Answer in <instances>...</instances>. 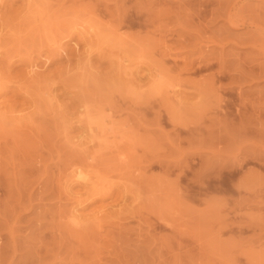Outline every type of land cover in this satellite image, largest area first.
<instances>
[{"label": "rangeland", "instance_id": "374dc122", "mask_svg": "<svg viewBox=\"0 0 264 264\" xmlns=\"http://www.w3.org/2000/svg\"><path fill=\"white\" fill-rule=\"evenodd\" d=\"M207 2L0 0V264H264V56Z\"/></svg>", "mask_w": 264, "mask_h": 264}, {"label": "bare ground", "instance_id": "6f19581e", "mask_svg": "<svg viewBox=\"0 0 264 264\" xmlns=\"http://www.w3.org/2000/svg\"><path fill=\"white\" fill-rule=\"evenodd\" d=\"M262 2V3H264V0H231V1H228V0H208V2H207V6L208 5H211V6H213V8H212V12H214V13H212L210 16H211V18H213V16L214 15H216L215 17H214V20H218V21H221L222 23H223V25L221 26V27H219L218 28V30L216 31V32H212L211 31V33H209V31L208 30H206V29H204L203 27H200L199 26V24H198V26H196V28H194L193 26H192V28H194L195 30H194V39H192L191 38V40L193 41H197L198 40V42H199V44H197V43H195V45H193V47H197V49L199 48V50L201 49L200 48V44H203L204 43V41L206 40V42L207 43H209V44H211L214 48H216V47H219V48H221V52H220V54L221 55H219V57H220V59L223 61V60H225L226 58H228L229 56L231 57V58H234V57H236L235 55H237V54H234L231 50H233V48H234V46H233V48L230 50V52H228V57H225L224 58V56L226 55H224V46H226V44H225V39L228 37V38H230V37H232V35H231V30H245L246 32H251V36H252V41L256 44L258 41H260V40H262V41H264V27H262V26H260L259 25V22H258V20H259V14H257V12L254 10V8H253V6H251V2ZM262 7V6H261ZM262 8H264V7H262ZM185 9V8H184ZM187 9V8H186ZM188 10V9H187ZM186 10V11H187ZM258 10H260V9H258ZM185 12V11H184ZM262 12H264V11H262ZM262 14H264V13H262ZM188 15V14H187ZM262 16H264V15H262ZM188 17V16H187ZM197 17V16H196ZM199 17V16H198ZM260 18H261V16H260ZM262 18H264V17H262ZM183 19H184V17H183ZM185 19H186V17H185ZM191 19V18H190ZM258 19V20H257ZM261 20V19H260ZM256 21H257V23H256ZM186 23H187V21H185ZM189 24V23H188ZM194 24V23H193ZM195 26V25H194ZM203 26H204V24H203ZM191 28V29H192ZM183 32V31H182ZM182 32H180V33H182ZM206 32H208L209 33V38H207V36L208 35H206L205 36V34H206ZM192 33V32H191ZM181 35V34H180ZM185 35V34H184ZM182 36V35H181ZM184 37H186V36H184ZM217 38H219L220 39V41H215V39H217ZM224 40V41H223ZM251 40V39H250ZM188 41H190V40H188ZM185 42V41H184ZM184 42H182V43H180L179 45H182L183 44V46H184ZM228 42V41H227ZM232 42V41H231ZM188 44V43H187ZM190 44V43H189ZM188 44V45H189ZM251 45V46H247V47H249L250 48V52H253V54L256 52V53H259L260 55H262V56H264V45H262V46H258V44L257 45ZM191 45V44H190ZM192 46V45H191ZM231 46V45H230ZM246 46V45H245ZM193 47H191V48H193ZM181 48H182V46H181ZM184 48V47H183ZM218 48V49H219ZM185 49V48H184ZM197 51V52H200V51ZM202 50V49H201ZM236 50V49H235ZM189 52V51H188ZM233 54H232V53ZM236 52V51H235ZM190 53V52H189ZM201 53V52H200ZM203 53V52H202ZM201 53V56H200V60H202V62H204L203 63V65H204V67L205 68H210L211 66V61L213 62V59L211 60L209 57H211V56H208V57H206L205 55H203ZM207 53V52H206ZM192 55H193V53H191ZM258 54V55H259ZM218 57V56H217ZM229 57V58H230ZM236 59V58H235ZM235 59H231V61H232V63L230 62V65H234L233 67H238V68H240V66H241V64H240V61H238V60H240V59H236L237 61L235 62ZM216 60L217 61H215V63H219L220 62V60H218L217 58H216ZM195 61V60H194ZM221 61V64L222 63H224V62H222ZM227 61V60H226ZM198 62V61H197ZM201 62V61H200ZM201 62V63H202ZM242 62V61H241ZM249 62V61H248ZM189 63V62H188ZM199 63V62H198ZM197 63V64H198ZM194 64V62H191V60H190V63L189 64H185V66H190V65H193ZM220 64V63H219ZM228 64H229V61H228ZM245 64L246 63H244L243 65L245 66ZM253 64H254V62H251L250 61V63L248 64V65H252V67H253ZM262 64H264V63H262ZM226 65V64H225ZM185 66H183V68L185 67ZM194 66V65H193ZM249 66V67H250ZM259 66V65H258ZM261 66V65H260ZM259 66V68L258 67H256L255 65H254V67L253 68H251L250 70H249V72L247 73V76L248 77H250L251 78V80L252 81H255V80H257L258 82L262 79V81H264V67H260ZM262 66H264V65H262ZM222 67V66H221ZM232 67V68H233ZM249 69V68H248ZM236 70H238V69H236ZM246 75V74H245ZM257 79H256V78ZM241 79H242V77H241ZM244 80V79H243ZM212 81V80H211ZM211 81H208V84H205L206 83V81H205V85L203 84V86H202V90H204V93H203V91L201 90V94H200V92H199V94H200V97L201 96H203V95H205L206 96V94L208 95V96H210L209 95V93H210V91H214V90H211V86H212V83H209V82H211ZM243 82V81H242ZM214 84V83H213ZM258 85V84H257ZM214 86V85H213ZM262 87H264V86H262ZM214 89V88H213ZM260 90V89H259ZM256 91V90H255ZM262 91V92H261ZM261 91H259L260 93V96H259V94H258V97L255 99L256 101H258V104L259 103H261L260 105H262V104H264V95H262V94H264V89H262L261 88ZM197 93H198V91H197ZM212 93V92H211ZM262 93V94H261ZM203 94V95H202ZM255 94V93H254ZM257 94V93H256ZM255 94V95H256ZM214 95H216V94H214ZM214 95L213 94H211V96H213L214 97ZM204 96V97H205ZM207 96V97H208ZM257 96V95H256ZM204 97H202V98H204ZM207 97H205V98H207ZM213 97H210L209 99H211V98H213ZM217 96H215L214 98H213V100L214 101H217L218 100V98H216ZM219 97V96H218ZM240 97V96H239ZM215 98L217 99V100H215ZM206 100V99H205ZM249 103V102H248ZM247 104V103H246ZM252 105H254V103H252L251 104V102H250V107L252 106ZM49 106V105H48ZM247 106H249V105H247ZM254 106H256V104L254 105ZM258 107H259V105H257ZM256 106V107H257ZM249 107V108H250ZM261 107V106H260ZM259 107V108H260ZM254 108V107H253ZM252 107H251V112H254V109H253ZM243 109H244V106H243ZM245 109H247V108H245ZM248 110V109H247ZM259 110V109H258ZM250 111V110H249ZM248 111V112H249ZM256 111H257V108H256ZM255 111V112H256ZM247 112V111H246ZM258 112H260V111H258ZM262 112V111H261ZM257 113V112H256ZM250 115H252L251 113H249ZM255 114V113H254ZM68 115V114H67ZM244 115H246V113L244 114ZM71 116V115H70ZM61 116H59V118H60ZM65 117V116H64ZM63 117V118H64ZM69 117V116H68ZM74 117V116H73ZM247 117V116H246ZM251 117H254V115H252V116H250V117H248V118H246V120H249L250 122L253 120V118L251 119ZM66 118V117H65ZM251 119V120H250ZM258 119V118H257ZM58 120V119H57ZM61 120H62V117H61ZM65 120V119H64ZM141 120V119H140ZM144 120V119H143ZM70 121V120H69ZM145 121V120H144ZM249 121H247L248 123L246 124V125H253V127H254V125L255 124H252V122L250 123ZM256 121H258V120H256ZM66 122H68V121H66ZM85 122V121H84ZM255 122V121H254ZM64 123V122H63ZM90 123V124H89ZM148 123V122H147ZM244 123V122H243ZM243 123H242V125H241V123H240V125H241V127L242 126H244L243 125ZM259 124V126L260 127H262V125H264V124H262L261 123V121H259L258 122ZM91 122L89 121V122H87V125H88V127H89V125L91 126ZM64 125V124H63ZM74 125V124H73ZM82 125V124H81ZM146 125V124H145ZM239 125V126H240ZM234 126H236V125H234ZM239 126H238V128H239ZM66 127V126H65ZM64 127V128H65ZM68 127V126H67ZM82 127V126H81ZM84 127H87V126H84ZM232 127H233V125H232ZM250 127V126H249ZM91 127H89V129L88 130H90L91 131ZM232 130H233V128H231ZM237 129V128H236ZM244 129V128H243ZM68 130V129H67ZM240 130H241V128H240ZM261 130H264V128H261ZM236 131V130H235ZM248 131V130H247ZM242 132V131H241ZM246 132V131H245ZM251 133V132H250ZM253 133V132H252ZM245 134V133H244ZM241 135V134H240ZM252 135V134H251ZM259 135V140H261L262 138H264V132H262V133H260V134H258ZM243 137H244V135H242ZM91 137V136H90ZM233 137V136H232ZM256 137V136H255ZM260 137H261V139H260ZM241 138V137H240ZM258 138V136L256 137V139ZM254 139V138H253ZM235 140V139H234ZM255 140V139H254ZM257 142V141H256ZM262 142V141H261ZM261 142H259V144L261 143ZM262 144V143H261ZM257 145V144H255V143H253V145H251V146H253L252 148H254L255 150H256V148L255 147H257V150L259 151V153L256 151L255 152V155L257 156V158L259 157L260 159H262V160H264V152H262L261 153V151H264V144H262V145ZM231 146H233V145H231ZM253 149V150H254ZM252 152V151H251ZM252 154H253V152H252ZM247 157V156H246ZM259 158L257 159V160H259ZM246 159V158H245ZM253 159V158H252ZM84 161V160H83ZM85 163V162H84ZM82 168V167H81ZM79 171H81V170H79ZM90 171V170H89ZM73 172V171H72ZM71 174V173H70ZM69 174V175H70ZM73 175L75 176V178L77 177V178H82V177H85L84 176V172L82 173V172H78L77 171V169H76V171L75 172H73ZM252 175V174H251ZM250 175V176H251ZM252 176H254V175H252ZM71 177V176H70ZM72 178V177H71ZM74 178V177H73ZM252 178H254V177H252ZM257 178V177H256ZM122 179V178H121ZM77 180V179H76ZM81 180V179H80ZM83 180V179H82ZM249 180V179H248ZM262 182H264V180H262V179H260ZM85 181H87V178H86V180ZM80 182H83V181H80ZM89 182V180L87 181V183ZM247 182H249V181H247ZM253 182V181H252ZM251 182V183H252ZM86 182H84V184H85ZM250 183V182H249ZM249 183H246V184H248L249 185ZM255 183V182H254ZM258 183V182H257ZM89 184V183H88ZM91 184V183H90ZM93 184V183H92ZM253 185V184H252ZM260 185H261V182H260ZM260 185H258V187L260 186ZM65 186V185H64ZM70 186V185H69ZM92 186V185H91ZM94 186V185H93ZM244 186H246L245 184H244ZM257 186V185H256ZM241 187V186H240ZM248 188L249 187H251V185L250 186H247ZM252 187H254V185L252 186ZM243 188V187H242ZM247 188V189H248ZM260 188V187H259ZM244 189H245V187H244ZM252 189V188H251ZM250 190V189H249ZM248 191V190H247ZM252 191V190H251ZM254 191V190H253ZM252 191V192H253ZM262 191H264V190H262ZM261 191V192H262ZM254 197V196H253ZM138 198V197H137ZM257 198H259V197H257ZM247 200V199H246ZM71 213V212H70ZM62 215V214H61ZM13 230V229H12ZM14 232H15V230H14ZM15 248V247H14ZM48 255V254H47ZM56 258V257H55Z\"/></svg>", "mask_w": 264, "mask_h": 264}]
</instances>
